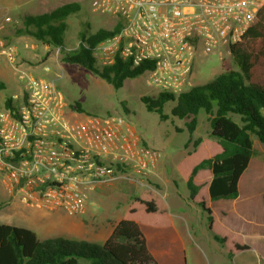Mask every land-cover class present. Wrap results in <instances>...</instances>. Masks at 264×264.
Returning <instances> with one entry per match:
<instances>
[{"label": "built area", "instance_id": "1", "mask_svg": "<svg viewBox=\"0 0 264 264\" xmlns=\"http://www.w3.org/2000/svg\"><path fill=\"white\" fill-rule=\"evenodd\" d=\"M263 5L264 0H93L92 10L109 16L110 29L118 30L95 44L92 54L101 66L117 57L131 66L144 64L149 87L178 94L193 85L198 46L241 41ZM10 20L5 16L2 24ZM0 53L13 62L17 51L0 41ZM19 78L26 80L23 91L12 94L13 108L0 113V174L10 196L77 216L97 181L128 170L144 177L158 162L160 152L146 147L120 115L69 119L56 78L23 71Z\"/></svg>", "mask_w": 264, "mask_h": 264}, {"label": "trees", "instance_id": "2", "mask_svg": "<svg viewBox=\"0 0 264 264\" xmlns=\"http://www.w3.org/2000/svg\"><path fill=\"white\" fill-rule=\"evenodd\" d=\"M80 9L81 3L70 1L47 12L25 13L16 33L30 35L47 47L62 50L66 19ZM117 30L115 26L92 33L80 32L78 46L64 51L62 61L78 65L112 87L120 88L125 79L144 73L145 65L131 66L129 61L117 57L113 64L101 66L92 54L95 44ZM228 50L236 69H224L212 79L193 84L178 94L159 91L155 96L143 95L140 100L162 120L169 116L188 119L185 126L190 135L196 128L197 114L203 111L208 116L210 136L189 139L193 149L178 161L176 171L187 157L199 156L183 173L189 200L206 213L214 238L233 253L247 245L239 234L214 222L209 202L237 197L238 181L254 154V139L264 145V5L242 40L229 44ZM4 88L5 82L0 79V89ZM68 106L84 112L76 101ZM5 108H13L11 96L5 97ZM119 170L124 171L121 167ZM262 196L264 200V193ZM163 214L164 203L158 195L143 188L131 198L121 219L102 243L63 235L40 238L33 229L0 222V264H160L149 250L136 218Z\"/></svg>", "mask_w": 264, "mask_h": 264}, {"label": "rangeland", "instance_id": "3", "mask_svg": "<svg viewBox=\"0 0 264 264\" xmlns=\"http://www.w3.org/2000/svg\"><path fill=\"white\" fill-rule=\"evenodd\" d=\"M70 1L81 3V9L66 19L67 28L64 35V49L59 50L57 47L50 48L41 44L30 35L16 33L17 29L22 26L21 17L23 14L47 12L58 5ZM92 1L0 0V25L5 16L11 18L9 22L2 24L0 28V41L14 46L17 51L13 62L7 60L0 53V79L6 85V88L0 89V113L4 110L5 97L23 91L26 80L19 78L20 72L23 71L34 76L48 75L57 77L56 85L62 91L67 103L76 101L84 109V112L81 113L67 106L65 114L69 119H82L88 115L85 112L96 116L120 115L126 123H129L133 127L139 139L146 147L160 152V158L158 159L160 166L157 170L162 176L160 193L161 195H166V202L170 205L169 211H171L170 214L173 220L176 221L175 215L180 211V208L192 211L195 216V224H193L192 229H194L197 235V240L200 237L201 240L199 242H202L206 251L210 253L208 249V246H210L213 254H216L212 255L211 253L210 255L222 260L223 254L219 244L215 243L209 236L208 227L205 225V214L202 213L203 210L197 205L184 202L187 188L183 173L199 156L196 154L187 157L179 163L180 168H177L178 172L175 169L176 161L187 151L193 149V139L210 136L208 116L203 111L197 114L196 128L190 135L185 126V122L188 119H178L169 116L167 119L162 120L158 114L146 109L140 97L143 95L155 96L157 90L147 85L145 73L125 79L123 85L116 89L88 70L62 61L64 51L76 48V44L80 39V32L92 33L99 28H111L110 17L93 11L91 8ZM223 60L225 62H222ZM44 65L49 66V71L43 70ZM224 69H236L235 61L229 53L227 46L207 49L203 45H199L193 63L192 84L204 83ZM167 110L168 106H166ZM190 138H192V141L188 142ZM254 140L255 156H253V160L254 162H256V159L264 160V146L260 145L256 139ZM158 162L154 165L153 169L157 166ZM254 162L238 183L237 199L230 203L217 204L219 205V209L230 211L231 214L238 213L241 215L239 212L241 211L254 217L256 215L259 218L261 217V213L263 212L264 175ZM131 174H134L137 180L122 178V176H131ZM115 175L111 180L104 182L97 181L93 189L89 190L87 194L85 209L96 212L94 218L96 222L108 221L112 225L113 222L120 218V213L129 205L131 198L139 189H149L150 185L153 189L159 188L158 183L149 180V175L142 177L143 175L139 172L133 173L131 170H128ZM164 178L168 179V190L164 184ZM96 184H101L102 189L99 188L95 191ZM5 193H8L5 176L0 174V222H6V218L9 216L8 214L6 215L5 207L10 195L8 196ZM158 199L162 203L165 202L160 195H158ZM85 209L82 213L84 220L79 226L69 223L70 219L79 217L78 215L70 216L62 210L46 211L50 215L47 217V222L49 224L53 222L55 225L54 235L60 233L67 237L76 238L85 235L91 230L93 219L90 222L91 219L85 217ZM211 210L215 214H218L213 205H211ZM8 220L10 221L6 223L12 225H25L17 219L8 218ZM26 226L32 228L31 226ZM38 235H40L39 232ZM93 241L101 242L99 240ZM187 245H189L188 242Z\"/></svg>", "mask_w": 264, "mask_h": 264}, {"label": "crops", "instance_id": "4", "mask_svg": "<svg viewBox=\"0 0 264 264\" xmlns=\"http://www.w3.org/2000/svg\"><path fill=\"white\" fill-rule=\"evenodd\" d=\"M54 78L57 79V77ZM258 143L260 145H263L260 142ZM254 147H255V140L253 144V148ZM253 156L255 155L253 154ZM253 156L250 159L248 167L243 172L241 177H243L246 174L247 169H250L251 164L254 162ZM180 159H178V161ZM178 161H176L175 163V169ZM254 164L260 169V172L264 175V160L256 159V162H254ZM159 166H160V161L158 162L157 166L154 169H152L151 172H149L148 174L149 180L158 183L159 188L153 189L150 185L149 189L152 190L157 195L163 197V199L165 200L164 214L152 215L150 217H145V219L137 217L136 221L139 222L141 229L146 237L149 250L152 252L154 257L156 258V260H158L160 264H264V200L263 198H262L263 212L261 213L262 215L260 218L258 217V215L254 217L248 213H243L241 211H239L241 213L240 215L238 213L231 214L230 211H224L219 209V205L217 204H223L225 202L230 203L233 200L235 201L238 195L236 198L233 199L220 198L217 200H211L209 202L210 210H211V205H213L217 213L219 214V215L215 214L211 210V213L214 217V222L227 231H230L234 234H239L242 242L245 245H247V247L244 249L234 251L233 253L229 252V249L227 248L226 245L220 243L214 238L213 231H211V229L207 224L206 213L203 211L202 213L205 214V225L208 227L209 236L211 239L214 240L215 243L219 244V247L223 254L222 260L220 258L216 259L212 257V255H216V254H213V251L211 250L210 246H208V249L210 251L209 253L206 251V248H204L202 242H199L201 238L198 237L199 239L197 240L196 237L197 235L194 232V229H192L193 224H195V216L193 215L192 211L189 210L186 211L183 210V208H180L179 209L180 211H178L175 215L176 221L173 220L170 214L171 211H169L170 205H168V203L166 202V197H165L166 195L164 194L161 195L160 193V189L162 186L161 185L162 176L157 171ZM241 177L238 183L242 179ZM122 178L128 180H134V181L137 180V177L134 174H131V176H122ZM163 181L167 189L169 187L168 179L164 178ZM99 188L102 189L101 184H96L95 191ZM141 190L142 189H139V191ZM5 194L9 196L8 193ZM9 199H7V205L5 207L7 212L6 215L7 214L9 215L6 218V222L10 221L8 220V218L17 219L25 224L23 226L27 227L26 225H28L32 227L30 229L34 228L35 230L34 229L33 230L37 233V235L39 232L40 235L38 236L40 238L54 236L55 233H53V231H55V225L53 224L52 221L56 219L49 221L52 222L49 224L47 222V217L50 215H48L46 210L27 205L22 201H20L19 199H17L16 197L9 196ZM184 202L194 204L189 200L188 190L186 192ZM126 208H124L123 211L120 213L119 219H121L122 214L123 212H125ZM85 212H86L85 217H89L91 219L90 222H92L93 219L91 230H89L85 235L76 238L86 239L92 242H95L93 240H99L101 242H97V243H102L110 235L113 226L119 219L113 222L112 225L108 221L96 222L94 220L96 214L95 211L93 210L87 211L85 209ZM78 216L79 217L70 219L69 223L75 226H79L84 219L82 218V214ZM212 230L216 232L214 228ZM57 234L64 236V234H60V233ZM187 242L189 245H187ZM211 253L212 255H210Z\"/></svg>", "mask_w": 264, "mask_h": 264}]
</instances>
